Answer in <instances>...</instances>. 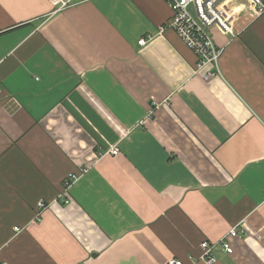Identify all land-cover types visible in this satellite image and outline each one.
I'll return each instance as SVG.
<instances>
[{"label": "crops", "instance_id": "0c3cea01", "mask_svg": "<svg viewBox=\"0 0 264 264\" xmlns=\"http://www.w3.org/2000/svg\"><path fill=\"white\" fill-rule=\"evenodd\" d=\"M221 11L205 81L163 0H0V264H264V14Z\"/></svg>", "mask_w": 264, "mask_h": 264}, {"label": "built area", "instance_id": "2783aa9c", "mask_svg": "<svg viewBox=\"0 0 264 264\" xmlns=\"http://www.w3.org/2000/svg\"><path fill=\"white\" fill-rule=\"evenodd\" d=\"M58 9H64L71 5L89 1V0H50ZM171 10V18L168 22V27L172 29L177 36L185 43V45L194 53L197 58V73L198 71H207L204 74V80L213 79L219 74L218 60L221 51L218 50L210 36V30L218 27L228 34H233V31L225 18L222 15V3L224 0H163ZM256 16L264 14V4L258 0H251ZM144 40H140L139 44L143 45ZM213 68L214 71L209 70ZM110 154L116 156L118 150L111 149ZM71 180H75L72 176L70 180L65 181L63 185L64 192L68 190ZM67 204L68 201L66 200ZM43 203L38 206V213L44 209ZM17 230L18 229H14ZM239 227L230 229L217 243L223 248L227 254L232 253V247L229 244V239L240 235ZM216 244L203 241L200 245L201 256L200 260L206 264L216 262L214 256V248ZM168 264H182L181 261L171 259Z\"/></svg>", "mask_w": 264, "mask_h": 264}]
</instances>
